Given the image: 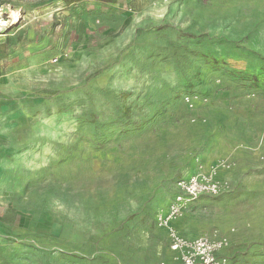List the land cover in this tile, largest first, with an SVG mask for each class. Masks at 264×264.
Here are the masks:
<instances>
[{
  "label": "rangeland",
  "instance_id": "1",
  "mask_svg": "<svg viewBox=\"0 0 264 264\" xmlns=\"http://www.w3.org/2000/svg\"><path fill=\"white\" fill-rule=\"evenodd\" d=\"M112 1L0 0V264H177L212 168L173 230L264 264V0Z\"/></svg>",
  "mask_w": 264,
  "mask_h": 264
},
{
  "label": "built area",
  "instance_id": "2",
  "mask_svg": "<svg viewBox=\"0 0 264 264\" xmlns=\"http://www.w3.org/2000/svg\"><path fill=\"white\" fill-rule=\"evenodd\" d=\"M189 102L188 98H185ZM214 169L177 179L174 196L168 207L155 217L156 225L168 231L170 248L177 253V264H226L220 253L227 248L225 239H185L176 233L171 224L190 212L194 203L202 197H214L221 193V183Z\"/></svg>",
  "mask_w": 264,
  "mask_h": 264
},
{
  "label": "trees",
  "instance_id": "3",
  "mask_svg": "<svg viewBox=\"0 0 264 264\" xmlns=\"http://www.w3.org/2000/svg\"><path fill=\"white\" fill-rule=\"evenodd\" d=\"M77 1H83V0H67V2H77ZM100 2H106V3H112V0H97Z\"/></svg>",
  "mask_w": 264,
  "mask_h": 264
},
{
  "label": "crops",
  "instance_id": "4",
  "mask_svg": "<svg viewBox=\"0 0 264 264\" xmlns=\"http://www.w3.org/2000/svg\"><path fill=\"white\" fill-rule=\"evenodd\" d=\"M180 178H183V177H180ZM174 196V195H173ZM173 198V197H172ZM174 224H175V221H173L172 222V224H171V227L173 226L174 227ZM226 249H224L221 253H220V256L221 257H223L224 256V251H225Z\"/></svg>",
  "mask_w": 264,
  "mask_h": 264
}]
</instances>
